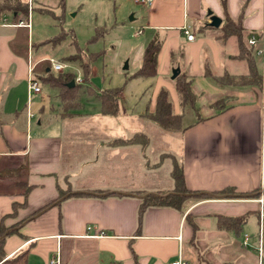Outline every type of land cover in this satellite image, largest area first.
I'll return each mask as SVG.
<instances>
[{"label":"crops","instance_id":"1","mask_svg":"<svg viewBox=\"0 0 264 264\" xmlns=\"http://www.w3.org/2000/svg\"><path fill=\"white\" fill-rule=\"evenodd\" d=\"M19 1L28 5V15L9 9L17 0H0V225L13 232L5 236L0 264L25 253L26 264H50L58 254L62 264H172L179 259L184 264H257L256 252L243 246V238L258 234V200L264 199V54H256L264 48V0H154L142 6L149 12L141 19L140 36H145L132 51L133 62L127 63L137 72L147 45L156 38L161 43L157 75L144 78L149 81L142 88L130 89L134 100L127 99L128 91L118 96L119 112L124 106L130 113L104 116L99 100L89 97L81 98V110L67 119L56 112L59 89L54 88L56 99L44 93L43 81L53 74L50 60L58 61L41 51L62 35L41 37L34 19L36 12L51 14L57 25L64 19L65 0H32L31 6L28 0ZM210 12L222 20L220 27L210 25ZM229 20L241 22L260 84L216 81L225 75L247 78L250 72L239 39L224 36ZM191 24L196 38L189 42L182 29ZM251 38L259 40L257 48L249 45ZM64 63L59 75L69 65H79ZM175 70L190 81L197 112L181 105L172 79ZM31 77L41 87L32 96ZM163 89L174 113L183 116V130L157 131L168 148L160 160L151 162L152 146L144 152L138 145H107L139 132L152 143L149 132L134 122L155 111ZM219 103L221 107L215 106ZM89 117L94 120L85 121L90 125L78 132L76 118ZM164 154L183 167L189 191L209 195L232 188L235 196L198 198L194 193L181 209L149 207L140 215L145 196L133 192L175 189L173 159L166 158L172 165L159 174ZM154 179L158 184H152ZM96 191L107 193L81 195ZM220 216H246L241 235L220 229Z\"/></svg>","mask_w":264,"mask_h":264},{"label":"rangeland","instance_id":"2","mask_svg":"<svg viewBox=\"0 0 264 264\" xmlns=\"http://www.w3.org/2000/svg\"><path fill=\"white\" fill-rule=\"evenodd\" d=\"M65 4L64 19H61V22L59 21L57 25L55 23L58 20L54 21L53 15L42 16L39 12L35 13V24L39 28L41 37L52 36L51 38L57 39L58 36L62 35L59 42H52L51 47L41 48V51H47V54L63 64H65L64 61L67 62V58L83 52L85 55L81 58L82 60H92L91 74L93 73V75H90V84H94L99 89L122 88V92L126 93L128 91L126 93L128 95L127 99L134 100L132 94H130V89L138 90L149 80L133 78L136 73L134 72V64L129 70H124V67L128 61L133 62L132 51L136 46H139L140 42H143L142 37L145 35H140L143 33L142 25H145V22L141 19H146L149 16L148 8L137 5L135 0H65ZM59 27L60 29H58ZM136 33L140 38H133ZM78 66L80 65H77V67L69 65L64 73L71 72L74 77L81 75V80L75 81L76 84L81 85L79 89L81 98L92 97L98 100L97 95L103 91H99L93 86L96 92L94 94L89 93L86 78L82 69ZM55 74L58 77L60 73L53 72V77H56ZM44 93L54 99L58 97V89H51L48 85H44ZM81 98L79 103L82 102ZM53 104L55 105L56 101ZM64 108V105L58 103L56 112L61 113V118H70L71 116L64 114ZM186 109L191 112L190 106H186ZM125 111L127 110L123 106L122 111L119 112L120 116L125 115ZM154 113L155 111L152 113L147 112L141 116L146 118L149 114ZM76 119L77 122L73 126L77 128L78 132L84 131L85 127L90 125L85 124V121L94 120L92 117H89V119ZM109 119L112 121L115 117ZM146 120H137L134 123L140 130L149 132L153 137L154 141L150 142L149 146L153 147L151 162L154 164L160 160L159 154L168 150L166 145L160 142L157 131H165V133H178L180 131H167L155 123L148 124L152 126H145V123L150 121L148 118ZM173 123L177 125L178 121L174 120ZM171 165L172 161L166 159L159 174L165 175ZM159 180H161L160 177ZM152 184H158V181L154 179Z\"/></svg>","mask_w":264,"mask_h":264},{"label":"trees","instance_id":"3","mask_svg":"<svg viewBox=\"0 0 264 264\" xmlns=\"http://www.w3.org/2000/svg\"><path fill=\"white\" fill-rule=\"evenodd\" d=\"M10 10H14V13L24 12L28 15V5L21 3L17 0L15 5L9 6ZM224 36L226 38L231 36H236L239 39V46L241 50V57L246 59L249 63V75L247 78H236L229 75L217 78L216 81L221 85H237V84H260L263 79L257 71L253 53L254 51L248 47L244 40V29L241 25V22H234L229 20L226 27L224 28ZM161 50V43L155 38L153 39L146 47L144 60L141 68L134 74L135 79L137 78H153L157 75L158 67V56ZM84 53L80 52L72 57L66 59L67 62L79 63L83 75L86 78L88 83L89 93L94 94L95 89L90 84V75L92 69V60H82ZM51 75V76H50ZM72 81H76L70 73L59 75L58 77H53L52 74L44 79V84L51 86L52 88H58L60 91L59 97L60 102L64 105V114L66 116H74L76 113L81 110L82 104L79 103L80 95L79 89L80 85L75 84L74 87H69V84ZM176 89L180 97V103L183 107L190 106L196 112V101L197 98L192 91L191 83L188 81L186 75L179 74L175 80ZM122 92V88L108 89L104 90L101 94L97 95V98L101 104L100 112L104 116H116L119 113V104L118 96ZM221 107V103L215 105ZM148 118L153 123L157 124L161 128L167 131L171 130H183V117L182 115L175 114L173 111V105L169 92L165 89L161 90L157 97L156 110L154 114H149ZM174 120L178 121V124L175 125ZM150 137L145 133H135L132 136L124 139H115L108 142L107 145L111 147H119L126 145H138L145 151L150 144ZM170 158L174 160V166L171 172L173 180L175 181V189L173 191H159L154 194H146L142 192H133L138 196H145L140 207V215L144 213L149 207H171L176 209H181L183 202L187 196L194 194L195 192L189 191L185 187V176L183 167L176 161V159L171 154H164L161 159L164 160ZM161 160V162H162ZM234 190L232 188L224 189L220 192L205 195L202 193H195L198 198H209V197H218V196H235L232 194ZM67 192L66 194H68ZM106 191H96L94 193H81V195H97V194H106ZM65 194H63L64 196ZM62 196V197H63ZM257 196V195H256ZM240 197H247V195H240ZM251 196H249L250 198ZM59 203V202H58ZM54 204V203H53ZM248 218L245 217H219V228L227 231H232L238 236L241 235L242 225L246 222ZM13 232L10 229L4 227L3 224L0 225V259L3 257V244L5 241V236L12 234ZM27 256L26 253L20 255L19 257L7 260L4 264H26Z\"/></svg>","mask_w":264,"mask_h":264},{"label":"built area","instance_id":"4","mask_svg":"<svg viewBox=\"0 0 264 264\" xmlns=\"http://www.w3.org/2000/svg\"><path fill=\"white\" fill-rule=\"evenodd\" d=\"M154 0H135L136 3H138L139 5H151L153 3ZM28 4L29 6H31L32 4V0H28ZM31 10V7H30ZM21 25H26L24 23H21ZM27 27H30V25H26ZM183 35L186 37V39L189 42H192L195 40L196 38V26L195 24H191V25H187L185 27H183L182 29ZM259 40H257L256 38H251L249 40V45L257 48V45ZM262 42L264 44V35L262 38ZM256 54L257 55H262L264 54V48L263 49H256ZM50 71L53 72H62L67 66L62 64V63H58L56 62L54 59L50 60ZM77 81H80V79H77ZM41 93V87L39 86V84H37L34 81V78L31 77L30 78V82H29V95H36ZM258 203L260 204V227H259V232L256 236H253L251 234H244V238H243V246L246 249H252L256 252L257 254V264H264V199L260 198L258 200ZM50 264H62L61 261V257L60 254L52 257V259L50 260ZM172 264H184L183 261L181 259H179L176 262H173Z\"/></svg>","mask_w":264,"mask_h":264},{"label":"water","instance_id":"5","mask_svg":"<svg viewBox=\"0 0 264 264\" xmlns=\"http://www.w3.org/2000/svg\"><path fill=\"white\" fill-rule=\"evenodd\" d=\"M210 15H211V24H210V25L213 26V27H220V25H221V23H222V20H221L220 18L216 17V16H213L211 12H210ZM124 69H125V70H128V69H129V65H128V63H126ZM178 75H179V70H175V71L173 72V77H172V79H176V78L178 77ZM75 84H76V82H75V81H72V82L69 84V87H70V88H71V87H74Z\"/></svg>","mask_w":264,"mask_h":264}]
</instances>
